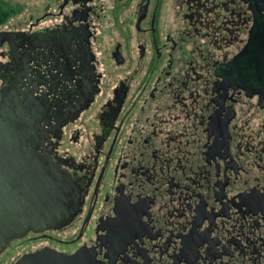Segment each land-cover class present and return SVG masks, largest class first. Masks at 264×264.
I'll list each match as a JSON object with an SVG mask.
<instances>
[{
  "label": "flooded vegetation",
  "instance_id": "1",
  "mask_svg": "<svg viewBox=\"0 0 264 264\" xmlns=\"http://www.w3.org/2000/svg\"><path fill=\"white\" fill-rule=\"evenodd\" d=\"M0 2V101L71 211L0 264H264V0Z\"/></svg>",
  "mask_w": 264,
  "mask_h": 264
},
{
  "label": "water",
  "instance_id": "2",
  "mask_svg": "<svg viewBox=\"0 0 264 264\" xmlns=\"http://www.w3.org/2000/svg\"><path fill=\"white\" fill-rule=\"evenodd\" d=\"M27 107L0 101V253L26 232L55 228L66 220L62 197L70 187L51 164L28 152ZM81 255L41 250L16 264H87Z\"/></svg>",
  "mask_w": 264,
  "mask_h": 264
},
{
  "label": "trees",
  "instance_id": "3",
  "mask_svg": "<svg viewBox=\"0 0 264 264\" xmlns=\"http://www.w3.org/2000/svg\"><path fill=\"white\" fill-rule=\"evenodd\" d=\"M5 10L6 8L4 7V4L2 2H0V19L3 18L5 15Z\"/></svg>",
  "mask_w": 264,
  "mask_h": 264
},
{
  "label": "rangeland",
  "instance_id": "4",
  "mask_svg": "<svg viewBox=\"0 0 264 264\" xmlns=\"http://www.w3.org/2000/svg\"><path fill=\"white\" fill-rule=\"evenodd\" d=\"M4 1V0H3ZM10 1V0H9Z\"/></svg>",
  "mask_w": 264,
  "mask_h": 264
}]
</instances>
